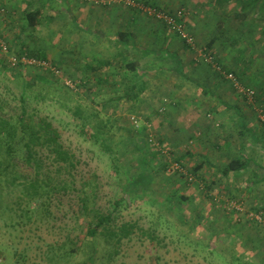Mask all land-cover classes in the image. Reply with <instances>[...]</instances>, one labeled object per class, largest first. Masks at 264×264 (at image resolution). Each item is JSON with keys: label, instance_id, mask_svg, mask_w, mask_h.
<instances>
[{"label": "rangeland", "instance_id": "374dc122", "mask_svg": "<svg viewBox=\"0 0 264 264\" xmlns=\"http://www.w3.org/2000/svg\"><path fill=\"white\" fill-rule=\"evenodd\" d=\"M80 1L84 6L92 5ZM137 1L179 18L195 42L196 50H190L192 53H209L218 59L220 68L235 71L237 76L245 74L242 83L253 89L257 94L255 103L262 108L260 114V108L255 107L252 118L264 136V123L261 121V116L264 117V7L259 10L258 5L249 3L252 0ZM95 7L101 9V6ZM70 17L68 14L66 18L69 20ZM142 17L148 20L147 23L162 27L153 18ZM71 22L70 30L88 33L86 37L92 38L88 43L82 36L81 41H77L79 63H83L82 67L87 66L84 64V58H87L89 66L99 69L95 60L100 58L98 50L94 47L93 51L92 47L99 36L97 26L94 21L85 22L83 18L80 21L72 19ZM54 36L53 43L61 46L62 42L64 46L67 36L61 31ZM136 36L134 34L131 39H136ZM24 37L28 42V36ZM173 38L177 43L181 42L175 34ZM209 42H214L210 50ZM86 46L92 53L91 58H88ZM185 52L188 58L195 56ZM155 66L153 63L150 68ZM59 70L68 76L62 69ZM22 71L29 81L37 77L29 69ZM155 72V69H142L136 71V77L146 85L154 79ZM12 73L9 70L3 72L0 68V97L15 107L17 100L13 101V94L18 93L16 87H19L15 78L19 77ZM125 74L130 75L128 72ZM101 77H105L101 71L86 73L83 69L76 70L68 78L84 81V86L76 93L63 90L66 93L60 99L70 109L79 106L85 115L95 111L101 113L103 119L109 116L113 127L106 144L90 138L81 121L75 120L58 103L47 100L36 105L33 100L30 101V106L37 109L39 116L47 118L59 132L61 143L73 156L75 166L70 172L62 171L60 175L69 183L70 190L49 200L42 212L38 206L28 208L26 202L20 199L18 188L0 189V264H238L232 262L236 254L241 257L240 264H245V261L264 264V233L259 224L247 217V214H264V186L248 191L256 180H264L260 177L264 176V147L258 144L253 154H235L236 159L246 160L248 165L245 170L232 174L229 180L222 178L219 172L225 165L224 161L228 160L218 155L216 159L215 155L195 154L199 157L183 162L185 168L196 176L193 183L168 176L159 169L154 170L156 167L150 166L156 165L157 160L150 154L147 138L149 135L159 140L153 134L156 128L151 124L149 134L129 128L127 118L136 116L138 112L126 110L129 105L125 103L116 107L119 96L125 93L126 88L122 87L125 82L120 86L117 76L112 80ZM174 79L177 80L173 76L165 81L173 82ZM57 80L61 84V79ZM217 84L224 88V93L243 102L227 82L219 81ZM169 99L168 96L160 99L161 116L168 113L171 106ZM206 113L202 119L212 121L211 115L206 116ZM244 130L250 134L249 130ZM250 135L252 138L253 134ZM163 147L170 151L165 143ZM249 151L246 150L247 153ZM170 154L174 158L180 156ZM197 160L204 161L205 166L194 171ZM205 185L210 189H205ZM85 192L89 195L90 205L99 213L113 216L115 228L134 226L131 235L115 248L106 245L100 237L96 241L87 238L86 230L93 221V214L81 207L80 198ZM174 195L176 197L169 203L167 199ZM180 196L188 200L181 203L178 200ZM246 221L257 227L249 228ZM87 244L93 246L92 255ZM112 250L117 255L108 261ZM252 252L254 255L249 254Z\"/></svg>", "mask_w": 264, "mask_h": 264}, {"label": "crops", "instance_id": "0c3cea01", "mask_svg": "<svg viewBox=\"0 0 264 264\" xmlns=\"http://www.w3.org/2000/svg\"><path fill=\"white\" fill-rule=\"evenodd\" d=\"M79 1L0 0L1 12L4 13H0V34L9 39L15 52L27 53L28 49V53L50 61L54 67L72 76L76 70L83 69V72H87L94 66H89L88 59L84 58V64L87 66L82 67L83 63H79L80 55H76L80 52L77 41H81V36L87 43L92 38L86 37L88 33L85 35L70 30L69 23H72V19L80 21L82 18L85 22L94 21L99 36L94 42L95 46L93 44L92 47L93 51L94 47L98 50L97 55L100 58H95L98 61V71L105 75L101 78L112 80L120 76L117 83L121 86L125 82L122 87L126 88L124 92L129 93L133 73L126 75L125 71H121L120 68L124 64H135V71L156 70L154 79L146 82L139 100L125 103L129 105L126 110L137 111L140 119L152 124L154 129L156 128L153 134L161 143H165L171 153L180 154L179 158L184 157V163L189 158L199 157L195 154L215 155L216 159L219 156L230 161L236 159L235 154L243 152L253 154L256 150L254 147L258 144L264 147L263 133H260V128L252 118L255 116L252 111L255 107L262 111L261 106L257 103L254 107L248 106L238 101L235 96L224 93V88L217 83L225 81L230 86L231 84L210 67H205L200 57L192 53L181 43L182 41L177 43L171 31L157 26L158 24L147 23L148 20L142 17L144 14L128 8L101 6V9H95L99 7L84 6ZM29 12H36L37 15L35 26L26 29L22 19L23 15ZM68 14L71 16L69 20L66 18ZM66 30L70 35L69 38ZM59 31L67 36L64 46L62 42H60L61 46L53 43L56 38L54 34ZM121 33L129 36L131 46L129 49L117 43V36ZM134 34L137 36L132 40ZM25 35L29 38L28 42L25 41ZM131 49L133 51H128ZM86 50L88 58H91L92 53L87 46ZM185 50L195 56L188 58ZM175 58L177 60L173 61L172 59ZM153 63L156 66L150 68ZM161 64L162 66H159ZM173 76L177 80L165 81ZM219 86H221L220 90ZM163 93L165 95H162ZM165 96L170 98L171 106L168 108V113L161 116L160 99ZM204 113L206 116L211 115L212 121L206 122L208 120L202 119ZM244 128L250 131L248 133L253 134L252 138ZM245 142H248L246 147H244ZM247 149H250L248 153ZM203 162L197 160L195 168L204 167ZM224 163L226 164L225 161ZM256 182L257 185H252L249 192L253 188L264 186V180L260 182L256 180ZM232 184L235 186L234 183Z\"/></svg>", "mask_w": 264, "mask_h": 264}, {"label": "trees", "instance_id": "16d2710c", "mask_svg": "<svg viewBox=\"0 0 264 264\" xmlns=\"http://www.w3.org/2000/svg\"><path fill=\"white\" fill-rule=\"evenodd\" d=\"M134 1L138 2L137 0ZM259 2H257V0H252V2L250 1L249 3H252L254 6L258 5L259 10H261V8L264 7V0H260ZM143 5L155 9L156 12L171 15L168 11L156 9L153 6H149V4ZM137 12L142 13L140 11ZM36 15V12H29L23 15L22 21L24 22V28L31 29L35 26ZM144 15L147 16L146 14ZM156 21L161 24L162 27L167 29L164 23L158 20ZM116 40L117 43L123 48L129 49L131 47L129 45V36H127L125 33L119 34ZM0 41L6 42L9 46L8 53L6 55L0 51L1 70H3V72H7V70H9L17 74L19 77L15 78L16 84L19 85L18 88L16 87L18 93L13 94V101L17 100L16 106L11 107L7 99L0 97V189L17 190L18 188L20 199L26 202V206H28V208H31L32 206H38L40 208V212H42L45 211L44 207L49 200L53 199L56 195L70 190L69 183L65 180H62L60 175L62 171L70 172L75 164L73 156L64 149L61 143V136L59 132L51 126L47 118L39 116L37 109L30 106V101L33 100L36 105L39 104L40 101L44 102L47 100L58 103L64 110H66V112L71 114L75 120L78 119L81 121L84 127L83 129L87 131L90 138L96 139L97 142L102 141L104 144H106L109 140V133L111 131V127H113L111 124L112 121L110 120L109 116H107L106 119H103L101 113L95 112L93 110V112L85 115L80 110L79 106L73 109L66 107L63 101L60 99V97L66 93V91L63 92V90L66 88L62 84H59L58 80L50 74L31 70L36 73L37 77L35 80L31 79V81L25 79L22 71L23 68L11 69L7 60V57H18L22 53L15 52V50L12 48V45L10 44L9 39L1 34ZM213 44L214 42H209V50L212 49ZM24 53L30 58L46 61L45 59H40L28 52ZM207 54L210 55L209 53ZM215 61L220 67L218 64V59L215 58ZM94 67L90 68L89 71L87 70L86 73L97 72L98 69ZM221 68L220 69L222 72L234 75L236 79L243 85L242 81L245 78V74L242 73L241 75L237 76L235 71H228L224 69V67ZM120 70L133 73V77L131 79L129 93L125 92L119 96L118 103L116 105L117 108L127 101H138L140 94L145 89V84H142V81L136 77L135 64H124ZM117 75L121 74L117 73ZM62 76L63 78L76 81L74 79L68 78V76ZM79 82L81 84L80 88L83 87L85 82L81 80ZM244 87L253 90L246 84H244ZM66 90L69 91L68 89ZM130 117L131 116L127 118L128 125L130 126H128L129 128H131L134 132H143L149 134L150 131L145 127L141 128L140 130H135L130 124ZM147 139L149 149L151 150L150 154H153L152 156H154V158L156 157L157 160V166L154 164V166L152 165L150 168L156 167L154 170L159 169L168 176H177L178 178L183 179L178 175L167 173V169L171 163H176L181 165L183 169L188 170L185 168L186 165L183 164L184 157L174 158L172 157V154H170V151L168 157L164 156L159 150L150 146L149 135ZM157 141L162 145L161 141ZM144 163H146V165L149 164L147 162ZM247 165L248 161L246 160L232 159L226 162L224 167L219 172L222 178L227 179L232 174L245 170ZM198 170H200L199 167L195 168L194 171ZM190 172L194 175L192 171ZM183 180L187 183L185 179ZM205 189L209 190L210 187L205 185ZM91 193L92 192H90V194ZM83 195L84 196L80 198L82 209L85 212H90L93 214V221L88 225L86 230V236L88 239H90V241H96L97 238L100 237L103 239L106 245L110 246L111 248H115L117 244H120L122 240L128 238L131 235L134 228L133 225H124L118 229L115 228L113 225V216L111 214L103 215L99 213L93 205H90L88 193L85 192ZM174 197H176V195L168 198L167 201L170 203ZM178 200L183 203L188 199L180 196ZM248 225L249 228H254L256 226L253 223L247 222L246 226ZM259 227L261 228L262 233H264V226ZM87 249L92 255L94 252L93 246L91 247L90 244H87ZM249 254L254 255V252ZM116 255L117 252L115 250L110 251L107 260L111 261ZM255 256H257V254ZM233 259L234 261L232 262L238 264L241 263V257H238L237 254L233 256ZM90 260L93 261L91 258ZM259 262L260 260L258 263ZM245 264L250 263L245 261Z\"/></svg>", "mask_w": 264, "mask_h": 264}, {"label": "built area", "instance_id": "2783aa9c", "mask_svg": "<svg viewBox=\"0 0 264 264\" xmlns=\"http://www.w3.org/2000/svg\"><path fill=\"white\" fill-rule=\"evenodd\" d=\"M85 3L92 4L94 6L102 7H113V6H122L125 8L134 9L146 14L148 17L154 18L166 25V28L174 33L184 45L188 47L191 51L195 52V42L192 37L185 31L183 25L179 22V18H176L173 15H166L161 12H156L155 9L144 6L141 3H138L134 0H82ZM0 13H2L0 11ZM178 19V20H177ZM9 46L6 42L0 41V51L6 55L8 53ZM197 56L200 57L201 62L211 66L215 71L220 74L226 81H228L233 87L236 94L243 100V102L248 106H255L256 94L253 90L244 87L234 75L226 74L221 71L220 67L217 65L215 58L211 55L204 54L203 51H198ZM8 65L11 69H29L42 72L45 74H50L56 79H61V84L68 89L69 91L76 93L80 89L79 81H72L67 78H63L61 71L54 67L51 63L38 60L35 58H30L27 54L22 53L18 57H7ZM256 109V108H255ZM262 114V111L259 112ZM130 124L135 130H140L145 127L148 130L151 128V125L140 119L138 116H131ZM261 121L264 123V117L261 116ZM149 144L151 147L159 150L164 156H169V151H167L160 142L153 139L150 136ZM192 144V143H191ZM190 144V145H191ZM167 173L178 175L187 181V183H193L196 180V176L193 175L190 171L183 169L181 165L176 163H171L167 169ZM238 205V204H237ZM247 217L251 221H255L259 226H264V214L262 213H253L247 214Z\"/></svg>", "mask_w": 264, "mask_h": 264}]
</instances>
